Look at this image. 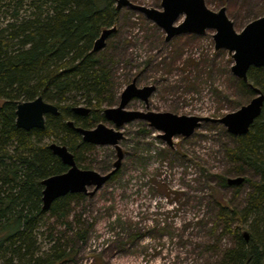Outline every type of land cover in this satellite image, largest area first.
Listing matches in <instances>:
<instances>
[{"label": "rangeland", "instance_id": "obj_1", "mask_svg": "<svg viewBox=\"0 0 264 264\" xmlns=\"http://www.w3.org/2000/svg\"><path fill=\"white\" fill-rule=\"evenodd\" d=\"M131 1L163 9L162 0ZM205 1L215 11L226 6L237 31L264 15V0ZM120 10L116 30L100 50L115 60L116 91L121 94L133 79L140 87L156 86L148 105L135 98L127 108L211 119L202 121L190 136H174L173 144L146 120L124 124L120 173L94 195L73 204L70 220L77 216L91 227L86 242L71 245L77 251L64 264H218L223 249L232 244L231 233L217 218L219 202L243 207L249 187L220 182L221 175L236 176L228 174L226 154L234 137L216 119L255 95L247 97L239 86L229 50L216 49L215 29L166 40V31L143 12L127 6ZM184 19L183 14L175 24ZM103 122L116 127L112 121ZM86 157L92 169L106 173L118 154L114 145L95 144ZM53 224L51 219L39 236L44 244Z\"/></svg>", "mask_w": 264, "mask_h": 264}, {"label": "trees", "instance_id": "obj_2", "mask_svg": "<svg viewBox=\"0 0 264 264\" xmlns=\"http://www.w3.org/2000/svg\"><path fill=\"white\" fill-rule=\"evenodd\" d=\"M120 15L117 0H0V264H64L77 251L71 245L88 239L91 226L69 217L73 204L91 195L68 193L44 210L42 181L69 168L49 147L53 141L66 145L78 166L91 168L86 154L95 144L75 126L94 127L105 119V108L119 103L115 60L93 47ZM238 84L247 97L256 94L254 86L264 93V66H252L248 80ZM40 95L59 114H47L44 128L19 127L17 102ZM80 104L91 108L88 115L73 110ZM233 137L226 148L228 174L245 176L234 187L247 184L249 190L243 207L219 202L217 218L232 244L218 264H264V104L249 131ZM227 179L221 175L223 186ZM51 219L66 229L49 230L44 244L39 236Z\"/></svg>", "mask_w": 264, "mask_h": 264}, {"label": "water", "instance_id": "obj_3", "mask_svg": "<svg viewBox=\"0 0 264 264\" xmlns=\"http://www.w3.org/2000/svg\"><path fill=\"white\" fill-rule=\"evenodd\" d=\"M161 5L163 9L160 10L134 3L131 0H117L118 9L127 6L132 10L143 12L146 17L155 21L166 31V40L184 33L203 34L208 28L215 29L216 49L229 50L235 60L232 71L240 79L248 80V71L252 66H264V15L247 23L241 31H237L234 21L227 14L226 6L215 11L207 6L205 0H162ZM183 14L185 15L184 21L176 25L175 22ZM115 30L116 26L105 28L95 40L93 50L103 49L107 39ZM155 90V85L140 87L137 85L136 79H133L121 92L119 103L104 110L105 119L112 121L116 127H110L101 121L95 127L85 128L75 126L74 121H69V125L75 126L76 130L82 134L84 141L96 145H114L118 158L110 171L101 173L92 168L78 166L74 153L66 145L51 142L49 147L69 168L63 173L51 175L42 181L44 210H48L56 199L68 193L93 195L110 180L121 167L124 157V152L119 144L120 140L124 138V132L121 130L124 124L138 119L146 120L153 128L163 131L160 133L161 138L169 144H173L174 136L179 134L190 136L196 128L201 126L202 121L211 119L205 116L180 115L170 111L156 112L127 108L135 98L144 100L148 105L149 97ZM254 91L256 94L249 103L216 119L222 122L231 134L236 136L246 134L252 123L261 114L264 93L256 86H254ZM73 110L77 114L85 116L90 113L91 108L78 105ZM59 112L56 104L46 101L41 95L32 100H19L16 109V124L25 130L44 128L46 115H56ZM212 120L215 121V119ZM227 181L229 185L241 184L245 181V176H229ZM244 235L248 238L247 231L244 232Z\"/></svg>", "mask_w": 264, "mask_h": 264}, {"label": "flooded vegetation", "instance_id": "obj_4", "mask_svg": "<svg viewBox=\"0 0 264 264\" xmlns=\"http://www.w3.org/2000/svg\"><path fill=\"white\" fill-rule=\"evenodd\" d=\"M94 194H95V193H94ZM94 194H93V195H94Z\"/></svg>", "mask_w": 264, "mask_h": 264}]
</instances>
